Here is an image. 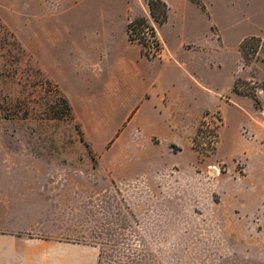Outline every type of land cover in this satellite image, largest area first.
I'll return each mask as SVG.
<instances>
[{
	"label": "rangeland",
	"instance_id": "rangeland-1",
	"mask_svg": "<svg viewBox=\"0 0 264 264\" xmlns=\"http://www.w3.org/2000/svg\"><path fill=\"white\" fill-rule=\"evenodd\" d=\"M227 1L221 16L212 0L213 28L230 46L241 40L233 91L260 110L257 134L244 126L239 140L229 130L218 144L222 118L208 112L191 143L154 147L120 136L124 113L103 128L95 114L86 139L35 37L61 0H0V168L69 171L38 229L96 246L98 264H264V0ZM141 18L130 40L161 57L165 46L151 55L133 34L150 25L162 40L164 20L150 7ZM188 24L209 28L194 12Z\"/></svg>",
	"mask_w": 264,
	"mask_h": 264
},
{
	"label": "crops",
	"instance_id": "crops-1",
	"mask_svg": "<svg viewBox=\"0 0 264 264\" xmlns=\"http://www.w3.org/2000/svg\"><path fill=\"white\" fill-rule=\"evenodd\" d=\"M162 1L168 16L158 32L165 50L154 58L128 34L130 23L149 11V0H61L45 13L43 31L35 35L45 71L68 96L86 139L88 124L101 113L96 124L102 128L126 114L120 136L144 146L191 143L208 112L222 118L218 144L229 130L239 140L244 126L256 135L260 110L233 91L241 40L230 46L214 30L212 0H201L204 8L192 0ZM217 1L215 10L227 15L228 1ZM177 7L181 17L173 20ZM190 12L207 18L209 28H192ZM68 175L62 169L0 168V264H98L96 246L38 229L52 194L68 187Z\"/></svg>",
	"mask_w": 264,
	"mask_h": 264
},
{
	"label": "built area",
	"instance_id": "built-area-1",
	"mask_svg": "<svg viewBox=\"0 0 264 264\" xmlns=\"http://www.w3.org/2000/svg\"><path fill=\"white\" fill-rule=\"evenodd\" d=\"M144 27L145 28L141 31L139 35L138 34L134 35L132 31L134 39L140 40V42H142L144 46L145 51H148L150 54H151L150 51H153L154 52L153 54H156L157 50L158 52L164 50V47H163L164 44L162 40L158 38L159 36L157 35L154 27L150 25H146Z\"/></svg>",
	"mask_w": 264,
	"mask_h": 264
},
{
	"label": "trees",
	"instance_id": "trees-1",
	"mask_svg": "<svg viewBox=\"0 0 264 264\" xmlns=\"http://www.w3.org/2000/svg\"><path fill=\"white\" fill-rule=\"evenodd\" d=\"M195 3L199 4L198 0H193ZM149 7H150V11L152 16H154L155 18H160L161 17V21L165 22L167 20V16H168V6L165 2H163L162 0H149ZM139 24H142L144 22L143 18L138 19L137 21Z\"/></svg>",
	"mask_w": 264,
	"mask_h": 264
}]
</instances>
